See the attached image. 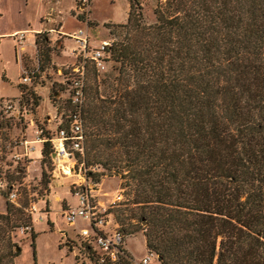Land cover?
Listing matches in <instances>:
<instances>
[{"label": "trees", "instance_id": "obj_1", "mask_svg": "<svg viewBox=\"0 0 264 264\" xmlns=\"http://www.w3.org/2000/svg\"><path fill=\"white\" fill-rule=\"evenodd\" d=\"M129 1L118 73L85 88L87 176L125 182L114 217L126 237L144 231L149 264H264V0H168L154 24ZM52 151L44 142L43 160ZM26 206L0 213V264H15ZM137 263L127 249L106 264Z\"/></svg>", "mask_w": 264, "mask_h": 264}, {"label": "rangeland", "instance_id": "obj_2", "mask_svg": "<svg viewBox=\"0 0 264 264\" xmlns=\"http://www.w3.org/2000/svg\"><path fill=\"white\" fill-rule=\"evenodd\" d=\"M141 9L138 12L142 15L145 24H154L156 17L154 11L162 6V9L169 8L168 0H138ZM90 4V5H89ZM86 9H83L80 0H1L0 4V34L25 32L27 45L25 51H20L19 45L11 35H0V104L7 100H14L20 96V80L24 68L28 71L36 70L32 85L25 86L21 90L27 92L25 100L38 99L39 103L28 107L26 118L4 119V112L0 115V169L6 173L10 181L22 183L23 199L22 204L27 205L31 200H37V208L44 213V219L36 221L32 227L36 237L32 239V230H24L19 227L14 231V240L19 246V255L15 264H95L90 260L81 245V238L78 237L82 227H89V221L83 217L77 219L76 224L70 225L63 216V208L68 205H78L79 196L73 194L72 183L74 178L62 176L58 172L53 173V161L39 157V152H33L41 159V164H29L25 169V163L21 162L16 166L15 174L12 175V168L8 170L10 152L22 151L21 148L12 149L14 140L21 139L30 119H33L40 126L51 128L56 131L61 120L65 123L67 115L73 109L70 101L71 75L70 67L74 62L71 55L72 47L75 46L74 39L68 38L65 34L88 27L93 37V45L99 41L119 40L120 24H126L130 10L129 0H89ZM61 25L64 26V35L60 32ZM41 28L42 35L46 37L50 49V59H40V50L32 40L37 38L36 30ZM50 28V29H46ZM43 29V30H42ZM46 29V30H45ZM16 32V33H17ZM63 34V33H62ZM43 36V37H42ZM34 43V44H33ZM42 57V55H41ZM119 63L111 59L106 70L98 72L91 67L88 73V83L92 80L93 73L98 72L99 79L106 75H116ZM60 70L62 71L61 73ZM63 118V119H61ZM28 139H33L32 133ZM10 143L12 145L10 146ZM41 147V145H39ZM40 166V169H36ZM17 169L21 173L17 174ZM98 171V170H97ZM0 177L2 174L0 173ZM98 185L97 199L105 206H110L114 194L121 189L124 195L118 205L113 207L125 208L121 203L126 200L129 188L124 186L125 182L116 173L105 172L101 176ZM32 194V196H30ZM6 192H0V213L7 212ZM41 198L43 200H39ZM47 203V204H46ZM121 204V205H120ZM144 231L139 230L126 238L127 249L136 262H141L147 254V244ZM151 264H159L157 258Z\"/></svg>", "mask_w": 264, "mask_h": 264}, {"label": "built area", "instance_id": "obj_3", "mask_svg": "<svg viewBox=\"0 0 264 264\" xmlns=\"http://www.w3.org/2000/svg\"><path fill=\"white\" fill-rule=\"evenodd\" d=\"M80 1L82 2L83 9H86L89 0ZM62 33L61 35H64V32ZM65 35L68 38L74 39L75 43V46L71 50L74 62L68 67L70 69L68 73L71 75L70 101L72 102L73 109L67 115L65 123L62 120L59 122L56 131H52L51 128L45 126H40L33 119H30L25 132L23 130L24 134L21 136V139L14 140L12 149L21 148L22 151L14 150V152H10V161L13 162V165H8V170L12 168V175H14L16 166L21 162L25 163V169L30 167L27 166L29 164H41V159L36 158V156H41L44 142L50 141L53 148L50 154L54 164L53 173L58 172L62 176L70 175V177L74 178L72 193L79 196L77 206L70 207L68 205L66 208H63V216L70 225L76 224L79 217H83L89 221V227H82L78 234V237L81 238V245L84 251L87 255L93 256L98 264L116 263L127 254V237L124 230L116 222L113 210L115 205L124 200V195L122 190L119 189L114 194L113 200L110 201V206H105L97 199L98 195L95 192L98 190L99 183L94 182L93 179L87 176V169L83 160L84 152L86 151V133L83 125L84 118L81 114L82 106L85 104V88L89 70L91 67L98 72L107 69L112 58L110 48L113 41L103 39L98 44L93 45V37L88 27L79 28ZM11 36L15 38L20 51H25L28 43L25 32H17ZM32 41L34 42V39ZM35 72L36 70L28 71L24 68L20 80L21 84L25 86L32 85ZM61 72L60 70L59 73ZM26 94L25 90H21L18 98L3 102V105L0 106V115L1 112H4L6 116L3 120L26 118L28 107H33L34 105L32 102L34 99L25 100L24 95ZM30 131L33 136L31 140L28 139ZM11 145L12 143H10ZM36 151L39 154L33 155L32 153ZM38 165L36 169L39 170L40 166L38 168ZM90 169L96 171L97 166ZM0 173L2 174V177H0V192H6V200L8 202L22 207L21 198H24L22 189L20 188L22 183L10 181L6 173H2L1 169ZM16 173H21V170L17 169ZM39 200L43 199L38 198ZM24 210L31 220V224L26 226L24 230H32L35 222L43 220L44 213L48 212L47 205L44 210L39 211L37 200L31 199L28 205L24 207ZM152 257L153 254H146L143 260L137 264H149Z\"/></svg>", "mask_w": 264, "mask_h": 264}, {"label": "crops", "instance_id": "obj_4", "mask_svg": "<svg viewBox=\"0 0 264 264\" xmlns=\"http://www.w3.org/2000/svg\"><path fill=\"white\" fill-rule=\"evenodd\" d=\"M0 4H1V0H0ZM0 15H1V14H0ZM46 29H50V28H46ZM46 29H45V30H46ZM63 29H64V26L61 25V27H60V32H63ZM42 30H43V29H42ZM17 31H19V30H15L13 33H16ZM40 31H41V28H40V29H37V30H36V33H37V32H40ZM13 33H1L0 35H4V34H10V35H11V34H13ZM128 251H129V250H128Z\"/></svg>", "mask_w": 264, "mask_h": 264}, {"label": "water", "instance_id": "obj_5", "mask_svg": "<svg viewBox=\"0 0 264 264\" xmlns=\"http://www.w3.org/2000/svg\"><path fill=\"white\" fill-rule=\"evenodd\" d=\"M19 248H20V247H19V246H17V247H16V250H19Z\"/></svg>", "mask_w": 264, "mask_h": 264}]
</instances>
